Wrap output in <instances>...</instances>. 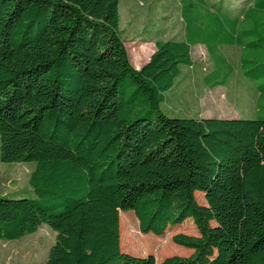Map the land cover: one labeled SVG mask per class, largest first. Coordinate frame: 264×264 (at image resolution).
I'll return each instance as SVG.
<instances>
[{
    "label": "trees",
    "instance_id": "trees-1",
    "mask_svg": "<svg viewBox=\"0 0 264 264\" xmlns=\"http://www.w3.org/2000/svg\"><path fill=\"white\" fill-rule=\"evenodd\" d=\"M119 4L0 0V161L35 163L37 197L0 198V240L47 225L56 241L46 264H264V119L170 118L160 109L181 67L194 65L196 45L215 64L210 88L230 76L214 80L227 60L213 43L240 46L244 74L255 66L251 79L264 78V24L224 41L195 40L188 27L180 41L157 42L137 70ZM253 7L264 15V0ZM256 88L259 105L264 83ZM120 211H133L143 234L191 220L199 236L172 241L193 253L160 263L123 253Z\"/></svg>",
    "mask_w": 264,
    "mask_h": 264
},
{
    "label": "rangeland",
    "instance_id": "rangeland-1",
    "mask_svg": "<svg viewBox=\"0 0 264 264\" xmlns=\"http://www.w3.org/2000/svg\"><path fill=\"white\" fill-rule=\"evenodd\" d=\"M253 8V0H120L119 32L131 64L139 70L155 52L157 42L180 41L188 27L195 40H211L216 35L221 41L257 26L263 28L264 15ZM246 14L247 20L243 21ZM245 40L250 43L257 38L247 35ZM211 45L216 49L215 55L227 60L214 78L224 81L230 72L226 85L210 88L204 83V78L214 72L215 64L206 47L196 45L192 48L194 65L181 67L182 74L166 93L161 112L170 118L264 119V101L258 105L256 88L264 83V78L257 81L250 77L259 69L251 66L250 75L244 74L240 46ZM35 166V163L0 161V198L36 199L30 185ZM195 196L200 204H206L202 193ZM179 233L199 236L191 220L170 226L164 235L143 234L133 211H120L123 253L136 257L153 255L158 263L166 257H188L193 251L172 241ZM55 241L56 234L47 225L18 240H0V264H46Z\"/></svg>",
    "mask_w": 264,
    "mask_h": 264
}]
</instances>
